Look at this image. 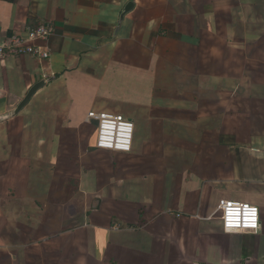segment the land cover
<instances>
[{
  "label": "crops",
  "instance_id": "0c3cea01",
  "mask_svg": "<svg viewBox=\"0 0 264 264\" xmlns=\"http://www.w3.org/2000/svg\"><path fill=\"white\" fill-rule=\"evenodd\" d=\"M39 23L50 57H0V264H264V0H0V42Z\"/></svg>",
  "mask_w": 264,
  "mask_h": 264
},
{
  "label": "built area",
  "instance_id": "2783aa9c",
  "mask_svg": "<svg viewBox=\"0 0 264 264\" xmlns=\"http://www.w3.org/2000/svg\"><path fill=\"white\" fill-rule=\"evenodd\" d=\"M26 34L15 33L0 42V57L5 55H32L41 59L50 57V50L36 42L46 43L54 33L50 23L29 26ZM88 118L98 124L97 146L104 149L129 152L132 149L134 123L122 114L90 111ZM222 212L227 232H257L261 228L258 206L235 200L223 199Z\"/></svg>",
  "mask_w": 264,
  "mask_h": 264
},
{
  "label": "water",
  "instance_id": "95a60500",
  "mask_svg": "<svg viewBox=\"0 0 264 264\" xmlns=\"http://www.w3.org/2000/svg\"><path fill=\"white\" fill-rule=\"evenodd\" d=\"M134 6V4L132 2H129L126 6V8L124 9V12L122 13L121 19L124 18V15L129 12L132 7ZM46 84L45 80H41L39 82H37L36 84H34L29 92L27 93V95L24 97V99L19 103V105L16 107V109H14L13 111H11L7 116L5 117H1V119L3 118H7V117H11V116H15L17 115L27 104L28 102L31 100V98L33 97V95L35 94V92L40 89L41 87H43Z\"/></svg>",
  "mask_w": 264,
  "mask_h": 264
},
{
  "label": "rangeland",
  "instance_id": "374dc122",
  "mask_svg": "<svg viewBox=\"0 0 264 264\" xmlns=\"http://www.w3.org/2000/svg\"><path fill=\"white\" fill-rule=\"evenodd\" d=\"M220 214H222V212H220Z\"/></svg>",
  "mask_w": 264,
  "mask_h": 264
}]
</instances>
